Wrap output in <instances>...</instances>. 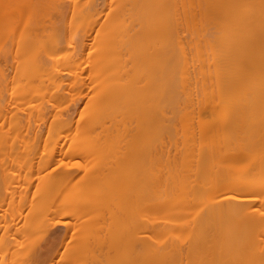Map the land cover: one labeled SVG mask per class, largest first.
I'll return each mask as SVG.
<instances>
[{"label":"bare ground","instance_id":"bare-ground-1","mask_svg":"<svg viewBox=\"0 0 264 264\" xmlns=\"http://www.w3.org/2000/svg\"><path fill=\"white\" fill-rule=\"evenodd\" d=\"M9 21L0 264H264V0H0Z\"/></svg>","mask_w":264,"mask_h":264},{"label":"rangeland","instance_id":"rangeland-1","mask_svg":"<svg viewBox=\"0 0 264 264\" xmlns=\"http://www.w3.org/2000/svg\"><path fill=\"white\" fill-rule=\"evenodd\" d=\"M44 7H46V6H44ZM44 7H42V8H40L39 10H40V12L38 11V13H40L42 16H39V14H37L38 16V18L39 19H37L38 20V22L40 23V24H44V23H46V25H49L50 26V28H49V26L47 27V31L48 32H54V33H56V31H59L58 33H65L64 35H60V36H63V38L64 39H69V37H70V34H72V33H75V32H78L79 31V27H81V25L78 23V22H74L73 21V19H72V13L71 14H69V15H67L65 18H60V17H58V16H55V15H53V14H51L49 11H48V9H47V7L46 8H44ZM26 9V7L24 6L23 7V9ZM42 9V10H41ZM27 11H25L26 13L24 14V12L22 13V15L24 14L25 15V17H28V19H29V16L28 15H30V12H31V9H30V7H27V9H26ZM48 11V12H47ZM22 12V11H21ZM41 12H43V14L41 13ZM47 14H45V13ZM14 17L13 18H16V19H18V17H19V13H14V15H13ZM42 17V18H41ZM41 19V20H40ZM42 19H44V20H42ZM50 19V20H49ZM67 20V21H66ZM70 20V21H69ZM19 22H20V20H18ZM30 21H32L31 23H30ZM33 21H34V19H30L29 20V24L31 25L32 23H33ZM17 22V21H16ZM15 22V24H18V22L16 23ZM70 22V23H69ZM13 23V24H12ZM72 23H74V24H72ZM10 24V25H9ZM14 24V22H8V24L7 25H5V29L4 30H2L1 31V29H0V49H2V55H5L7 52H9V53H11L10 51H16V48L14 47V49H13V46L11 45L12 44V42H10L11 41V37L12 36H14V35H16L17 36V38H23V37H25V35H27L29 32H30V30H29V27L27 28L26 27V25H25V27H23L24 26V24L23 25H19V26H17L18 28H16L17 30H14V28L12 29V30H14L15 32H12V30H11V27L13 26V25H15ZM74 25H75V27H74ZM55 26V27H54ZM69 26V27H68ZM9 27V28H8ZM19 27H21L20 29H19ZM19 29V30H18ZM66 29V30H65ZM9 30H10V32H9ZM22 30V31H21ZM40 31H42V29L40 30ZM66 31V32H65ZM72 31V32H71ZM4 32H9V33H4ZM69 32V35H66L67 33ZM11 33H13V35H11ZM22 33V34H21ZM18 34V35H17ZM25 34V35H24ZM65 35H66V37H65ZM75 35V34H74ZM69 36V37H68ZM3 37V38H2ZM10 39V40H9ZM1 40H3V41H1ZM8 40V45H7V41ZM2 42V43H1ZM5 44V45H4ZM11 46H10V45ZM7 45V46H6ZM2 46V47H1ZM4 47H5V49H4ZM7 47H9V48H7ZM69 49L70 48H72V47H68ZM9 49V50H8ZM62 51L61 52H59V54L61 55V54H63V55H61V56H65V57H67L66 55H64V54H66L68 51H66V50H64V49H61ZM64 51V52H63ZM17 63V62H16ZM16 63H13L14 65H12L13 66V71H14V69H16L17 70V76L16 77H18L17 79H23V76L24 75H21V70L20 69H18V68H20V67H16ZM32 69H33V67H31ZM18 70H20L19 72H18ZM19 73V74H18ZM21 76V77H20ZM15 77V76H14ZM46 76H44V78H45ZM14 79V78H13ZM8 87H9V89L7 88V90H9V92H11L12 91V87H13V85H8ZM11 89V90H10ZM86 99H87V97L85 98L84 97V100H82L77 106L79 107H74L73 105L70 107L71 108V110L69 111L70 113H72L71 115L72 116H76V118H78L79 116H80V113L79 112H81V110H82V108L84 107V104L86 103ZM81 104V105H80ZM80 105V106H79ZM74 107V108H73ZM80 107H82L81 108V110H80ZM76 109H78V112H77V110ZM80 110V111H79ZM43 126H45L46 127V125L45 124H43ZM46 129V128H45ZM64 143V141L62 142V140H60V144H63ZM65 144V143H64ZM66 145V144H65ZM22 147V146H21ZM41 149H43V147H44V145H43V142H41ZM16 150V149H15ZM39 150H40V147H39ZM17 151V150H16ZM39 152H41V150L39 151ZM77 155V154H76ZM75 155V157L74 156H71V157H73L70 161H69V159L71 158V157H69V159L67 160V161H69V164H72V163H74L76 160H77V162H76V164L78 163V160H79V162H81V163H79V164H83V163H86L87 161H90V162H92L93 160H94V158H89V159H87V155L86 154H84V153H80V154H78V157ZM80 155H82L81 157H80ZM84 155H85V157H84ZM2 157H5L6 158V156L4 155V154H1L0 153V158H2ZM83 157V158H82ZM81 158V159H80ZM83 159V160H82ZM86 160V162H82V161H85ZM72 161H74V162H72ZM15 171H17V170H15ZM15 174V173H14ZM18 178V177H17ZM16 178V179H17ZM6 205H4V207H5ZM63 219H64V217H63ZM65 219H67L66 217H65ZM65 219H64V222H65ZM68 220V219H67ZM64 224L65 223H63L61 226H63L64 227ZM39 237H41V238H39ZM39 237H37L36 238V242H38L39 244H41V243H44L43 241V239H45V235H43V236H41V235H39ZM46 242V241H45ZM45 244V243H44ZM58 256V255H57Z\"/></svg>","mask_w":264,"mask_h":264}]
</instances>
